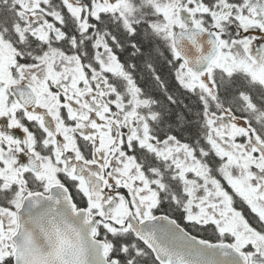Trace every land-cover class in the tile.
Segmentation results:
<instances>
[{"label": "snow or ice", "instance_id": "1", "mask_svg": "<svg viewBox=\"0 0 264 264\" xmlns=\"http://www.w3.org/2000/svg\"><path fill=\"white\" fill-rule=\"evenodd\" d=\"M0 264H264V0H0Z\"/></svg>", "mask_w": 264, "mask_h": 264}]
</instances>
